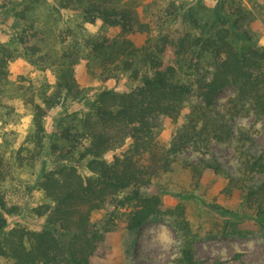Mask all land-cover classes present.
<instances>
[{
  "label": "trees",
  "instance_id": "obj_1",
  "mask_svg": "<svg viewBox=\"0 0 264 264\" xmlns=\"http://www.w3.org/2000/svg\"><path fill=\"white\" fill-rule=\"evenodd\" d=\"M55 1V13H72L80 30L99 22L119 30L118 38L88 37L87 47L103 72L109 76L128 72L134 84L128 92L104 89L95 99L85 100L70 50L44 60L38 55L39 47L32 44L37 36L33 23L17 29L14 36L20 55L16 49L0 46L2 96L9 81L8 65L17 56L42 70H54L56 77L54 85L39 88L27 100L31 132L12 162L24 171L34 170L37 163L41 166L35 186L45 202L30 208V213L45 222L41 230L10 225V218L20 214L21 208L8 199L13 190L4 186L0 171V264H92L106 233L117 228L137 233L162 214L161 195L145 191L173 171L188 145L207 154L213 139L227 137L222 121L191 109L194 92L209 108L231 86L236 99L248 102L255 117L264 118V48L247 44L251 36L242 25L247 11L239 0H215L210 6L197 0L189 7L187 0H154L147 22L138 12L137 0ZM15 17L29 21L26 8ZM136 33L148 35L144 44L137 46L129 38ZM81 101L85 111L68 110L57 120L56 132L49 135L46 119L51 111ZM160 116L173 123L185 118L168 145L156 139ZM128 142L124 154L107 159ZM83 165L88 175L82 174ZM185 168L196 184L207 171L222 172L209 161L187 163ZM263 174L264 157L244 152L237 174L229 176L222 194L239 193L246 213L242 217L214 203L209 207L227 218L251 219L264 228V185L255 183L256 176ZM109 200L116 202L115 211L101 227H94L93 213ZM167 214L174 218L181 239L178 264H199L194 247L198 237L185 206L180 203Z\"/></svg>",
  "mask_w": 264,
  "mask_h": 264
},
{
  "label": "rangeland",
  "instance_id": "obj_2",
  "mask_svg": "<svg viewBox=\"0 0 264 264\" xmlns=\"http://www.w3.org/2000/svg\"><path fill=\"white\" fill-rule=\"evenodd\" d=\"M153 1L137 0L141 4L138 12L144 22H147V12ZM12 2L15 4L11 5ZM196 2L187 0V6H193ZM205 3L214 5L215 0H205ZM239 3L247 11L242 23L243 29L251 36L247 44L264 48V0H239ZM25 8L28 22L15 17L16 12L24 11ZM55 9V0H0V46L16 49L20 55L22 52L14 36L17 29L33 23L37 36L32 44L39 47L38 55L44 60L50 61L70 50L68 53L75 61L74 75L80 89L84 91L85 100L95 99L96 94L104 89L130 91L134 84L130 73L119 74L115 71L109 76L103 72L100 62L87 47L88 37L104 35L118 38L119 30L106 28L100 22L85 25L86 30H80L72 19V13L56 14ZM129 38L140 46L146 42L148 35L136 33ZM8 72L5 95L0 93V171L5 177L4 186L13 190L8 194V199L21 208V213L10 218L9 222L10 225L19 223L30 229L41 230L45 219L30 213V208L45 202L44 196L35 186L41 166L37 163L34 170L24 171L13 166L12 162L21 147L27 145L26 140L31 132V114L26 102L38 93L39 88L55 84V71L42 70L23 56H17L9 63ZM190 106L193 110L198 108L206 116L222 121L227 127V137L225 140L213 139L207 154L199 153L188 145L178 155L173 171L145 191L146 194L161 195L163 213L152 218L137 233L122 228L106 233L92 258V264H178L181 239L175 229L174 218L167 211L180 203L185 206L186 217L198 237L194 247L199 264H264V228L251 219L242 218L246 207L239 193L231 197L222 194L229 176L237 174L244 152L264 157V118L255 117L248 102L236 99L231 86L225 88L209 108L203 105L198 93L194 92ZM68 110L82 113L85 111L84 101L70 102L66 107L51 111L46 119L49 135L56 132L57 120ZM184 122V117L173 123L165 116H160L157 141L168 145ZM129 147L128 142L122 150L108 154L107 159L124 154ZM200 161L213 162L222 172L207 171L200 184H196L185 165ZM80 169L83 175H88L84 165ZM255 183L264 185V174L256 176ZM213 203L233 210L242 217L235 220L222 216L209 207ZM115 205L114 200H109L102 210L94 212L93 226L101 227L115 211Z\"/></svg>",
  "mask_w": 264,
  "mask_h": 264
}]
</instances>
